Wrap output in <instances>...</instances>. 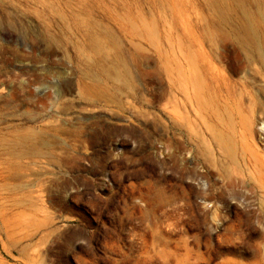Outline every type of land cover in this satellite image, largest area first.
<instances>
[{
	"label": "rangeland",
	"instance_id": "1",
	"mask_svg": "<svg viewBox=\"0 0 264 264\" xmlns=\"http://www.w3.org/2000/svg\"><path fill=\"white\" fill-rule=\"evenodd\" d=\"M0 264H264V0H0Z\"/></svg>",
	"mask_w": 264,
	"mask_h": 264
}]
</instances>
